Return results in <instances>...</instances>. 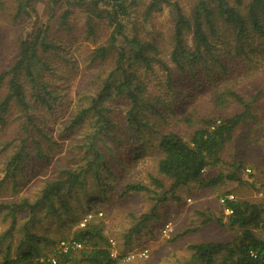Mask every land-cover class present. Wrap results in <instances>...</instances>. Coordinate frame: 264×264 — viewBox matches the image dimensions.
<instances>
[{"label":"trees","instance_id":"16d2710c","mask_svg":"<svg viewBox=\"0 0 264 264\" xmlns=\"http://www.w3.org/2000/svg\"><path fill=\"white\" fill-rule=\"evenodd\" d=\"M39 2L44 4L43 21L38 18ZM15 5L13 20H29L31 27L20 38L10 63L0 66V123L6 124L12 111L19 113L13 131L0 140L1 154L7 152L0 185L9 179L16 187L15 177L27 165L39 159L49 165L53 154H59L48 178L40 179L22 198L0 204V211L7 209L12 216L6 236L11 237L18 225V215L27 224L35 223L32 229L24 224L20 251L12 256L8 247L0 264H44L42 259L49 258L45 249L62 258L59 264L73 258L81 264H121L123 256L112 253L102 221L92 219V208L100 206L97 198L75 208L70 199L88 180L104 187L132 168L138 160L130 161L124 151L143 142L150 131L156 132L157 149L154 171L147 173L150 182L124 176L116 193L120 198L153 193V188H165V181L173 191L192 182L209 188L224 179H239L234 173L207 177L205 172L218 164L225 143L250 112L253 100L245 95L254 89L244 88L243 93L236 88L237 79L229 80L236 62L251 60L254 38L261 40L264 50V0H198L189 14L178 1L149 0L142 10L143 22L168 7L172 25L167 37L160 31L141 32L143 25L132 19L138 0H15ZM76 11L84 15L78 29ZM82 41L93 47L82 53L76 52L78 47L73 50ZM209 88L210 99L201 97L190 110L196 95ZM74 91L83 99L74 102ZM257 94H252L254 100ZM228 104L245 110L224 116ZM210 106L217 116L206 115ZM178 113L186 114L172 121ZM177 122L192 129L189 137H184L181 126L176 129ZM86 124L90 130L77 142L78 137L71 136ZM57 137L69 138L66 147L56 142ZM78 152L81 156L76 159ZM229 194L220 199L223 210L232 212L225 215L226 222L217 221L236 232L233 240L189 248L203 264H264V236L258 233L264 231L262 207ZM86 214L91 215L70 240L33 230L48 218L73 219L75 224ZM130 215L135 224L126 230L127 240L140 234L157 212L153 207L139 217ZM63 240L84 248L64 252L53 247Z\"/></svg>","mask_w":264,"mask_h":264},{"label":"rangeland","instance_id":"374dc122","mask_svg":"<svg viewBox=\"0 0 264 264\" xmlns=\"http://www.w3.org/2000/svg\"><path fill=\"white\" fill-rule=\"evenodd\" d=\"M138 1L140 6L132 13V19L143 25L141 32L147 34L151 31H160L167 37L172 25L169 8L164 7L163 10L153 13L147 22H143L142 10L149 0ZM175 1L180 2L184 11L189 14L191 8L198 0ZM43 5L42 2L38 4V18L42 21L44 20ZM15 7V0H0L1 67H5L10 63L20 38L26 35L31 27L29 20H13ZM75 15L74 22L76 26L74 27L77 28L83 23L84 15L81 11H76ZM104 33L107 36L109 30ZM60 37L66 40V34H61ZM253 42L254 48L249 55L251 60L236 62L231 68L230 76L233 77L229 80L234 81L237 79L236 88L238 90L242 89L243 93L244 88L249 90L250 86H252V89H254V91L245 95L247 99L253 100L250 112L225 143L220 153L218 164L205 172L207 177L216 176L219 173L224 175L234 173L239 179H224L216 187L209 188L200 182H192L173 191L169 190L170 182L165 181V188H153V193L135 192L120 198L116 193L119 191L118 186L124 176L129 178V180L137 179L142 180L144 183L150 182L147 173L154 171L153 165L157 158V149L155 148L156 132L150 131L143 137V142L132 145L124 151L125 156L130 161L138 160L134 166L132 165L133 167L131 166L132 168L115 175L116 177L110 181L111 184L104 187H97V183L92 182L90 179L86 182V186L77 189L76 195L70 199L73 208H75L79 207L88 198H97L96 201L100 202V206L92 208L95 211L92 219L97 218L98 221H102L104 234L109 237L108 239L112 246V253L123 256L120 260L121 264H203L189 248L191 244L206 241L228 242L232 241L236 234L235 231H232L227 226L220 225L217 221L218 219L223 222L227 220L225 215L228 214L223 210L222 199H220L225 192L230 193L229 197L247 199L259 204L262 207L264 219V50L260 46L261 40L254 38ZM88 45L89 43L82 41L79 45L76 42L72 47H74L73 50L78 47L76 52L82 53L89 48ZM92 47L93 45L90 46V48ZM79 77L74 81L76 89ZM206 81L207 83L210 82L207 79ZM202 84L200 83L199 85L201 86ZM194 85L191 84V86ZM210 90L209 88L197 94L193 102H190L189 109H193L203 96L208 101L211 95ZM255 91L259 93L256 96V100H254L252 95ZM73 93L71 94L74 102L83 99L81 94H77L76 97L75 91ZM116 105L121 106L120 103H116ZM225 109L227 110L223 113L224 116L232 112H243L245 110L239 104H228ZM214 110V106L207 107L206 115H215ZM169 111L171 113L173 110L169 108ZM18 114L14 110L6 115L7 120H9L6 124L0 123V140L4 138L3 134L5 132L7 133V135L5 133L6 137L9 136L8 133L13 131ZM185 114L178 113L171 119L176 122L179 117L183 118ZM67 115L68 113L65 116ZM187 115H190V113H187ZM63 119L64 117L59 122L63 121ZM177 124L178 128L176 129L180 130L181 126L184 137H189L192 129L188 128L186 123L177 122ZM166 128L161 127L160 129L165 130ZM89 130L90 125L86 124L84 128H78L75 135L73 134L71 137L77 136V142H80V139ZM68 141L69 138L60 139L59 137L56 140V142L64 144V147H66ZM2 147L3 144H0V150ZM53 148H56L55 145H53ZM58 154L59 151L53 154V162L58 159ZM80 156L81 153L78 152L76 159L80 158ZM5 159H7V152L2 154L0 152V179L3 177L1 169L4 163L2 161ZM53 162L47 165L45 160L39 159L27 165L15 177L16 187L13 186L11 180L5 179L0 185V204L5 201H15L30 193L31 189L39 184L38 181L40 179L48 178L51 175ZM164 196L165 199L162 200ZM153 207L156 209L157 217L150 220L147 227L143 228L140 234H133L127 240L125 232L135 224V220L134 218L132 219L130 213L134 214L135 217H139L141 213L150 212ZM90 215H84V218L77 223L75 222V224H73V219L51 220L48 218L44 222L37 224L33 230L37 229L40 233L47 232L57 239L61 238L60 240L64 238L70 240L73 233L78 227L83 226L82 223H85V219L89 218ZM21 217L18 215V219H16L18 225L11 231V237H9L6 236L5 232L11 224L12 216L7 209L0 211V260L8 247L11 249L12 256L17 255L21 249L20 246L18 247L19 239L24 232L22 231V228L25 227L24 224L28 222L25 219L19 220ZM33 224L35 223L32 221L27 226L32 229ZM258 233L264 236L263 230H259ZM44 246V242L39 244L42 249ZM53 247L57 249L59 241ZM80 248L82 249L84 246ZM45 250V255L54 258L57 262L62 260L60 256L53 254L50 249ZM76 252L78 253V251ZM64 264L81 263L78 262L77 258H73Z\"/></svg>","mask_w":264,"mask_h":264},{"label":"built area","instance_id":"2783aa9c","mask_svg":"<svg viewBox=\"0 0 264 264\" xmlns=\"http://www.w3.org/2000/svg\"><path fill=\"white\" fill-rule=\"evenodd\" d=\"M225 211L227 212V214H230L232 212L230 209H225ZM82 225H84V223H82ZM59 246L62 249V251L67 252L68 250H70V248H73V249L80 248L81 244L77 243L76 241H65V240H63L60 242ZM42 261L44 262V264H59L52 257H49L48 260H44V258H43Z\"/></svg>","mask_w":264,"mask_h":264}]
</instances>
